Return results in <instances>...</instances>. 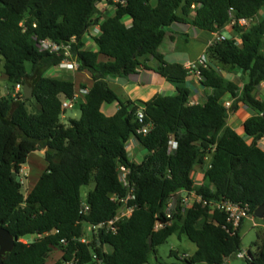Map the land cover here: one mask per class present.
Instances as JSON below:
<instances>
[{"label":"trees","instance_id":"obj_1","mask_svg":"<svg viewBox=\"0 0 264 264\" xmlns=\"http://www.w3.org/2000/svg\"><path fill=\"white\" fill-rule=\"evenodd\" d=\"M103 3L109 8L100 9ZM263 6L264 0H0V60L10 83L9 94L0 97V227L15 238L0 264H45L53 250L61 253L53 264H150L156 247L173 234L184 235L196 250L183 257L171 252L176 261L164 264H224L240 252L242 221L233 229L224 213L197 202L183 207L182 201L190 193L205 201L226 199L246 206L252 216L264 201V151L258 146L264 137V99L255 95L264 84V19L255 20ZM239 19L248 24L240 26ZM174 24L218 35L229 27L236 35L206 46V67L199 72L211 93L202 103L189 104V71L158 52ZM95 26L98 33H90ZM42 40L69 45V56L39 50ZM86 40L95 47L88 48ZM63 60H75L92 81L79 117L67 124L60 119L61 103L72 99L74 84L46 75ZM216 67L237 69L247 80L238 87ZM141 68L159 74L176 93L119 100L107 78H125ZM17 84L32 88L37 112H28L22 89L10 95ZM227 96L229 109L222 104ZM114 102L117 110L105 115L101 107ZM238 104L253 111L242 134L227 125ZM146 125L145 134L137 133ZM131 138L146 150L140 160L128 155ZM170 139L176 142L173 151ZM43 149L46 167L24 196L18 171L30 154ZM119 166L129 171L133 198L126 206L132 212L114 232L92 228L91 240L82 242V224L97 227L111 220L128 194ZM195 167L202 170L200 183L193 177ZM91 180L89 208L80 214V189ZM157 222L162 227L155 230ZM27 234L31 238L21 241ZM254 247L246 264H264V232Z\"/></svg>","mask_w":264,"mask_h":264},{"label":"rangeland","instance_id":"obj_2","mask_svg":"<svg viewBox=\"0 0 264 264\" xmlns=\"http://www.w3.org/2000/svg\"><path fill=\"white\" fill-rule=\"evenodd\" d=\"M155 0H152V3H154ZM104 8H109L108 5L105 3L99 5L100 9ZM258 19L263 18L264 19V6L259 10L257 16ZM94 29L90 28L89 32H93ZM189 36L194 35V30L190 28L188 30ZM202 37H209L211 36L207 32H201ZM223 36H227L224 35ZM228 36H233L236 38L235 34H232L231 31H229ZM86 37V36H85ZM84 37V38H85ZM88 41V40H87ZM89 42V41H88ZM192 44L194 47L198 45L197 41L195 40ZM191 44L189 46H192ZM173 46H187L184 43V37L176 35V41L172 43L168 38L164 39L162 43L160 44L158 48V52L162 53L164 55L168 54V50L173 47ZM195 49V48H194ZM152 62H155L154 59L150 58ZM26 69L29 70V64H25ZM218 68V67H217ZM224 68H221L223 70ZM226 69V68H225ZM75 71L73 75L67 74L65 75V79L72 80L75 83V86L78 85V82L81 80L83 75H85L86 71H78V70H73ZM219 74L221 71H219ZM10 83L8 82L7 78L3 74V60H0V97H5L7 96L8 90H9ZM14 91L12 90L10 92V95L13 96ZM14 97V96H13ZM26 102V108L29 113H35L38 111V106L32 100V98L25 100ZM117 105V103H112V104H105L101 108V111L107 115L110 111V109H113ZM65 117H71V118H78L79 117V104L76 102L74 104V107L71 109H65V111L61 114L60 119L64 124H67L66 119L63 118ZM228 122L232 121V117L229 119L227 117ZM233 124V123H232ZM236 128V132L238 134H242V126L239 125V122H235L234 125ZM260 145L261 149H264V138L258 142ZM44 149L43 150H37L30 154L27 159L26 163L23 164L20 167V170L18 171V179L21 183V192L24 196L27 195V193L31 190V188L34 186L37 178L39 175L44 171L46 167V162L44 160ZM146 153V150L141 147L139 144H137V149L136 151H133L131 147L128 148V155L131 160H140L142 156ZM202 170L200 167H195L194 169V180L196 183H200L202 181ZM201 174V175H200ZM95 187V183L93 180L90 181V183L87 186H83L80 189L81 197H82V202H85L86 199V194L90 191L93 190ZM175 200V199H172ZM192 204L191 199L187 200L186 202L183 201L182 206L183 207H189ZM82 229L84 233V239L86 241L91 240L92 236V229L91 226L83 223L82 224ZM264 232V223L262 222L261 219L256 218L252 215H248V217L244 218L241 222L240 225V251L245 252V254L248 256H251L255 252V247L254 243L258 242L260 237L263 235ZM196 250V245L192 242H190L184 235L177 236L175 234L171 235L170 237L167 238V240L158 245L156 247V255L151 254L149 257V263L150 264H164V263H172L175 262L176 259L173 255H171V252L176 253L178 257H183V256H189L194 253ZM105 251H110V248L108 246L105 247ZM59 254L60 252L58 250H53L49 257L46 259L45 264H53L55 261L59 260ZM97 264H102V263H97ZM200 264H206V263H200ZM224 264H246L245 259L238 258L236 255H233L229 257L228 259L225 260Z\"/></svg>","mask_w":264,"mask_h":264},{"label":"crops","instance_id":"obj_3","mask_svg":"<svg viewBox=\"0 0 264 264\" xmlns=\"http://www.w3.org/2000/svg\"><path fill=\"white\" fill-rule=\"evenodd\" d=\"M104 8V7H103ZM108 9V8H107ZM255 20H259L257 17ZM192 28L194 30V35L189 36L188 30ZM169 35L171 36L168 38L172 43L176 41V35L184 37V43L187 46H173L168 50V54L163 56V59L168 63H178L186 67L188 63L194 62L197 60L201 55L204 54L205 48L207 46V43L213 39L215 33H209L211 36L209 37H202L201 30H198L188 24H174L169 29ZM229 31H231L228 28L224 32L221 33V35H229ZM232 33V32H231ZM87 37H85L86 39ZM197 41L198 45L195 47L192 44L194 41ZM192 46H189V45ZM86 46L88 48H94L95 44L92 42H88L86 40ZM195 48V49H194ZM148 65L151 67L155 66V62H152L151 59H149ZM217 68V67H216ZM221 71V75L236 84L238 87H242V85L246 82L247 77L245 74H243L241 71L237 69H223L221 70V67H218L217 70ZM75 71L69 70V69H61L58 66L51 67L46 71V75L53 78H59V79H65V75L70 74L73 75ZM72 81V80H71ZM73 82V81H72ZM107 82L111 89L116 93L119 100L125 101H147L151 99L155 95H173L176 93V89L174 86L170 85L163 77H161L159 74L155 73L153 70H146V69H138L134 74L129 75L128 77L122 78V77H108ZM74 84V93L77 95L76 101L78 104L83 101L84 96L80 95L78 93V90L81 88V84L85 85L86 88H89L92 84L90 74L86 71L85 75L81 78V80L78 82V85L75 86ZM186 87H188L190 91L189 95V104H197L202 103L207 95L211 93V89L206 88L201 84V78L194 74H190L189 79L185 83ZM256 97H259L261 99H264V84L261 83L256 92ZM224 101L232 102V99L228 96L225 98ZM116 103V102H115ZM103 107V106H102ZM101 107V108H102ZM118 104L115 105L113 109H110L107 116H110L114 114V112L117 110ZM253 114V111L249 109L247 106L243 104H238V108L234 113H230L228 115L229 119L232 117V121L228 122L227 119V125L231 127L232 129L236 130L234 123L239 122V125L242 126V123L251 115ZM66 122L70 119H76L71 117H65ZM62 122V121H61ZM63 123V122H62ZM233 123V124H232ZM264 138V137H263ZM262 138V139H263ZM261 139V140H262ZM137 140L134 138H131L128 144V148L131 147L133 151H136L137 149ZM260 147V145L258 144ZM261 148V147H260ZM264 151V149H262ZM202 174V173H201ZM200 174V175H201ZM61 256V253L59 254V257Z\"/></svg>","mask_w":264,"mask_h":264},{"label":"built area","instance_id":"obj_4","mask_svg":"<svg viewBox=\"0 0 264 264\" xmlns=\"http://www.w3.org/2000/svg\"><path fill=\"white\" fill-rule=\"evenodd\" d=\"M193 7V6H192ZM233 23V22H232ZM240 26H246L248 24V22L245 19H239L237 22ZM94 31L91 32L92 34H97L98 33V28L97 26L93 27ZM222 40L224 39V36L221 34H214L213 39H211L208 43L207 46L214 40ZM37 47L39 50L41 51H48V52H60L63 51L64 55L69 56V45H58L50 40H42L39 41L37 44ZM206 58L205 55H201L197 60H195L194 62L188 63L186 65V69L189 71L190 74H194L196 76H198L200 78V72H199V67L205 68L206 67ZM59 68L61 69H69V70H77L78 65L76 63L75 60H63L59 65ZM22 86L17 84L14 87V93L13 96L16 97L17 95H19V93L21 92ZM88 92V88H80L78 90V93L82 96H85ZM77 95H75V93L73 94L72 99H68V100H63L61 103V108L65 111V109H71L74 107V104L77 102ZM223 106L226 109H229L231 106V102L229 101H223L222 102ZM137 120L139 123L142 122L143 119V108L139 107L137 110ZM150 127V125H146L140 129L137 130V133H142L145 134L148 131V128ZM176 148V142L173 139H170L168 142V150L169 151H173ZM118 178L119 180L122 182V184L124 186H127L129 188L128 190V194L126 196L125 199H120L119 202L122 203L121 207L118 209L116 215L111 219L108 220L107 222H103L100 223L97 227H92L91 229H97V228H101L104 229L106 232H114L115 231V224L123 219H126L130 216L131 212H132V208L127 207L126 203L129 199L133 198L132 196V188L129 187L128 184V180H127V175L129 173L128 169L125 168L124 166H119L118 167ZM183 195H185V193L183 192ZM115 199V198H114ZM191 202H197V203H202V205L207 206L209 209L211 210H217L221 213H224L225 217H226V222L229 223L233 229H236L240 222L248 217L249 213H248V209L246 206L242 207L240 205H238L237 203L231 202L229 200L226 199H220V200H210V201H205L202 200L200 196H196L193 193H190L189 196L184 197L183 201H187L190 200ZM182 201V203H183ZM88 205L85 202L81 203V207L79 210L80 214H85L88 211ZM170 209H171V203L168 202L167 206H166V217H170ZM162 227V224L160 223H156L154 226V229H158ZM21 241L25 242L26 240H24L23 238L20 239ZM82 242H87L84 237L81 239ZM247 255L245 254V252H238L236 254V257L238 258H242L244 259Z\"/></svg>","mask_w":264,"mask_h":264},{"label":"water","instance_id":"obj_5","mask_svg":"<svg viewBox=\"0 0 264 264\" xmlns=\"http://www.w3.org/2000/svg\"><path fill=\"white\" fill-rule=\"evenodd\" d=\"M32 98V88L27 84L22 86V101ZM14 168V165L12 166ZM12 177L15 179L16 174L12 172ZM183 195V192H182ZM253 216L259 219L264 217V201L259 205ZM31 238L30 234H27L23 237L24 240H29ZM15 243V238L5 229L0 227V259L6 254L12 251ZM150 244V241H149Z\"/></svg>","mask_w":264,"mask_h":264}]
</instances>
